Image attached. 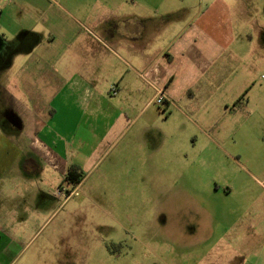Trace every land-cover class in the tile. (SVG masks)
I'll use <instances>...</instances> for the list:
<instances>
[{
	"label": "crops",
	"instance_id": "0c3cea01",
	"mask_svg": "<svg viewBox=\"0 0 264 264\" xmlns=\"http://www.w3.org/2000/svg\"><path fill=\"white\" fill-rule=\"evenodd\" d=\"M3 2L14 7L6 10ZM63 3L71 10L57 0H0V43L13 35L9 47L18 61L19 96H14L30 101L29 118L21 125L16 122L11 135L0 129V178L6 179L10 169L21 163L24 173L38 176L45 190L53 188L55 179L67 180L74 165L88 176L110 152L115 153L111 165L118 176L141 169L152 170L155 176L165 174L166 141L154 135L152 150L147 122L137 129L141 141L124 138L150 109L157 90L164 91L166 106L182 114L180 106L199 114L197 100L214 95L209 86L221 81L225 55L233 52L238 57L234 52L240 46L232 43L235 30L224 19L247 15L246 0ZM4 19L13 20L15 28L4 27ZM256 30L264 37V25L256 24ZM245 37L253 39L248 32ZM259 187L236 193L228 184L216 188L213 193L225 201L234 195L239 198L238 208L225 214L224 221L217 219L214 209L203 205L202 210L210 223L223 228L224 236L254 240L264 233L258 223H246L239 234L236 230L240 220L258 211L262 214L257 206L264 202V187ZM15 195L21 196L17 191ZM46 216L45 209L33 211L14 202L2 222L24 225L25 230ZM258 264H264V258Z\"/></svg>",
	"mask_w": 264,
	"mask_h": 264
},
{
	"label": "rangeland",
	"instance_id": "374dc122",
	"mask_svg": "<svg viewBox=\"0 0 264 264\" xmlns=\"http://www.w3.org/2000/svg\"><path fill=\"white\" fill-rule=\"evenodd\" d=\"M57 1L71 10L63 0ZM246 2L247 15L224 19L235 30L232 43L240 46L234 52L238 57L233 52L225 55L221 81L209 86L214 95L197 100L199 114L180 106L182 114L151 100L150 109L124 138L141 141L137 129L147 122L152 147L154 135L166 141L165 174L155 176L152 170L141 169L118 176L111 165L115 153L110 152L88 176L84 172L78 188L60 178L53 188L41 190V180L24 173L21 163L10 169L6 179L0 178V264H258L263 260L264 233L251 241L224 236L223 228L210 223L202 210L203 205L212 208L224 221L225 214L238 208L239 198L234 195L225 201L213 193L216 188L228 184L236 193L264 187V37L256 30V24L264 25V0ZM4 5L6 10L14 7ZM1 24L15 28L11 19ZM247 32L252 40L245 37ZM8 40L0 43V129L11 135L16 122L21 125L29 118L30 101L14 96H19L18 61L9 47L14 36ZM115 166L120 171L121 166ZM60 188L74 193L58 197ZM14 202L33 211L45 209L47 216L25 230L24 225L3 224V214ZM260 206L262 214L258 211L240 220L238 234L249 222L264 227V202Z\"/></svg>",
	"mask_w": 264,
	"mask_h": 264
},
{
	"label": "trees",
	"instance_id": "16d2710c",
	"mask_svg": "<svg viewBox=\"0 0 264 264\" xmlns=\"http://www.w3.org/2000/svg\"><path fill=\"white\" fill-rule=\"evenodd\" d=\"M244 97L245 95L238 100L237 104H240ZM83 178H84L83 174L79 171V168L76 165L70 168L66 176L67 181L72 185H74L75 187H78L82 183Z\"/></svg>",
	"mask_w": 264,
	"mask_h": 264
},
{
	"label": "built area",
	"instance_id": "2783aa9c",
	"mask_svg": "<svg viewBox=\"0 0 264 264\" xmlns=\"http://www.w3.org/2000/svg\"><path fill=\"white\" fill-rule=\"evenodd\" d=\"M112 93L113 94L117 93V89L115 87L112 89ZM152 101H153L154 104H156L158 106H162L164 104V102H165L164 91L163 90H157V94H156L155 98ZM75 188H78V187H75ZM73 193L74 192H70L69 190H65V188H60V189H58L57 196L58 197H62L65 194L66 195H72Z\"/></svg>",
	"mask_w": 264,
	"mask_h": 264
},
{
	"label": "flooded vegetation",
	"instance_id": "af4514ba",
	"mask_svg": "<svg viewBox=\"0 0 264 264\" xmlns=\"http://www.w3.org/2000/svg\"><path fill=\"white\" fill-rule=\"evenodd\" d=\"M7 121H8V120H7ZM12 121H13L12 123H15L13 119H12ZM3 122H6V119H5V120H3ZM3 124H5V123H3ZM10 125H11V124H10Z\"/></svg>",
	"mask_w": 264,
	"mask_h": 264
}]
</instances>
